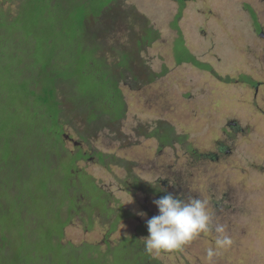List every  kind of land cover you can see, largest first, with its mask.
<instances>
[{"label": "rangeland", "instance_id": "374dc122", "mask_svg": "<svg viewBox=\"0 0 264 264\" xmlns=\"http://www.w3.org/2000/svg\"><path fill=\"white\" fill-rule=\"evenodd\" d=\"M23 1L0 0V11L11 20ZM128 8L159 31V38L139 52L133 69L141 75L147 67L162 75L141 85L139 79L134 87L131 77L120 82L127 109L116 130L104 129L85 142L77 134L84 129L80 122L63 127L66 156L88 153L75 161L78 171L111 196L115 213L118 208L129 213L108 242L134 234L146 237V220L157 214L152 201L158 197L130 185L135 175L182 199L209 200L213 224L223 223L233 240L209 261L207 249L215 247V234H203L183 251L150 254L160 264H264V0H186L183 8L176 0H121L118 9L125 21H115L105 48L120 52L141 31L131 26L132 15L133 22L126 20ZM115 50L104 52L108 61L119 57ZM185 50L209 69L178 63L174 53L182 58ZM159 121L173 126L183 140L160 147L156 138L142 134ZM98 152L121 159L122 165L112 158L101 165ZM140 211L147 216H138ZM79 214H71L62 242L99 244L106 250L107 226L94 219L87 229L85 214ZM113 252L114 264L125 258L137 264L128 257L127 245Z\"/></svg>", "mask_w": 264, "mask_h": 264}, {"label": "trees", "instance_id": "16d2710c", "mask_svg": "<svg viewBox=\"0 0 264 264\" xmlns=\"http://www.w3.org/2000/svg\"><path fill=\"white\" fill-rule=\"evenodd\" d=\"M119 1L24 0L11 20L0 11V264H114L113 251L122 244L137 264H160L137 234L110 245L107 237L129 213L120 208L115 213L111 196L78 171L75 161L88 153L66 156L64 146L65 125L80 122L84 129L77 134L85 142L118 128L127 109L121 81L131 77L129 85L139 79L141 85L162 75L145 67L140 78L133 69L139 52L159 38V31L131 8L125 14L135 23L132 17L126 20L141 33L133 34L120 52L108 47L118 53L116 60L105 57V38L114 32L115 21H125ZM176 1L183 8L186 0ZM248 10L257 26L254 11ZM174 56L178 63L209 69L187 50L182 58ZM142 134L156 138L160 147L183 140L162 121ZM95 154L101 165L116 159ZM131 176L134 188L158 198L168 194ZM72 213L85 214L87 229L94 219L107 226L106 250L99 244L62 242ZM127 259L122 263L132 264Z\"/></svg>", "mask_w": 264, "mask_h": 264}, {"label": "clouds", "instance_id": "9594fccd", "mask_svg": "<svg viewBox=\"0 0 264 264\" xmlns=\"http://www.w3.org/2000/svg\"><path fill=\"white\" fill-rule=\"evenodd\" d=\"M157 214L146 220L147 236L143 237L145 251L159 255L162 252L183 251L185 246L203 234H215V247L207 249L209 261L221 250L229 249L232 238L227 234L223 223L213 224L214 213L209 200L199 196H188L168 193L152 201ZM146 217L147 213H136Z\"/></svg>", "mask_w": 264, "mask_h": 264}, {"label": "flooded vegetation", "instance_id": "af4514ba", "mask_svg": "<svg viewBox=\"0 0 264 264\" xmlns=\"http://www.w3.org/2000/svg\"><path fill=\"white\" fill-rule=\"evenodd\" d=\"M214 157H216V155Z\"/></svg>", "mask_w": 264, "mask_h": 264}]
</instances>
